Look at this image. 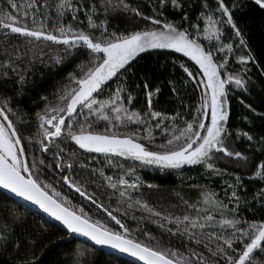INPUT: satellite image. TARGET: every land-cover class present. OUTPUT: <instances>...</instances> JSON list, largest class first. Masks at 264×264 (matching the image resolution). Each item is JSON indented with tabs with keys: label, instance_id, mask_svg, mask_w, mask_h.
<instances>
[{
	"label": "snow or ice",
	"instance_id": "6c2138e0",
	"mask_svg": "<svg viewBox=\"0 0 264 264\" xmlns=\"http://www.w3.org/2000/svg\"><path fill=\"white\" fill-rule=\"evenodd\" d=\"M3 3L0 46L7 57L3 67L17 73L19 90L0 91V186L38 206L54 218L51 223L59 222L65 237L51 245L59 251L48 264H88L90 253L82 244L93 249L110 247L144 264H264V218L248 220L240 215L241 207H247L253 215L264 216V158L257 160V153L264 157V136L255 140L249 132L237 130L233 140L229 128L230 96L237 91L249 93L257 81L248 65L264 76V64L236 22L237 5L203 0L197 23H189L184 12L182 22L187 26L181 27L165 17L164 9L171 5L173 11L183 12L182 0H99V4L96 0H59L55 16L47 11V4L42 10L40 4ZM254 3L264 10V0ZM81 12L86 24L79 18ZM113 14L129 26L118 30L111 24ZM69 15L71 19L65 23ZM139 21L144 27L138 26ZM200 21H204L203 29ZM202 37L212 43L206 47ZM14 40L19 42L12 43ZM157 49L174 50L187 58L172 61L181 71L176 80L168 82L178 102L173 114L155 110L153 98L160 88L153 90L147 76L140 77L147 108L128 106L136 99L133 91L141 88L135 83L134 89L129 79L135 76L133 65L140 54ZM240 50L234 63L241 67L231 71L232 54ZM72 60L77 63L57 82L55 102L42 95L32 102L33 106L44 105L36 112L35 122L25 120L28 113L20 102L23 87L30 81L24 73L37 63L56 68ZM191 96L196 97L194 102ZM240 103L257 113L243 99ZM258 115L264 119V113ZM132 127L135 130L121 131ZM30 128L36 131L28 132ZM157 132L160 143L156 142ZM241 139L248 142L246 151L251 155L230 146V140L234 145ZM253 144L259 145L255 152ZM93 154L103 156L102 166H96L99 161ZM233 160L245 171L255 164L247 179L262 186L251 198L240 195L241 190L247 192L244 176L219 167ZM126 163L130 164L127 168ZM185 166H202L209 177L231 175L234 180L225 182L222 197L208 186H200V201L208 207L196 215L178 214L177 205L165 208L150 203L152 192L167 190L145 181L138 170L182 171ZM109 169L112 174H107ZM49 175L56 177L55 183L47 179ZM65 187L71 195L63 191ZM145 188L150 190L147 195ZM76 194L82 201L79 204ZM174 198L186 208L197 207L178 193ZM135 208L147 214L160 236L141 227L143 215L135 228L129 227V209ZM8 219L11 224L0 216V241L5 246L14 243L17 250L24 244L26 255L34 257L37 244L48 233L27 231L26 216L9 213ZM113 222L119 227H111ZM42 261L43 253L40 259H25L21 264Z\"/></svg>",
	"mask_w": 264,
	"mask_h": 264
},
{
	"label": "trees",
	"instance_id": "16d2710c",
	"mask_svg": "<svg viewBox=\"0 0 264 264\" xmlns=\"http://www.w3.org/2000/svg\"><path fill=\"white\" fill-rule=\"evenodd\" d=\"M17 4L27 7L29 5L40 4L42 6L47 4V11L50 12L53 16L56 15L57 9L56 5L59 3V0H15ZM75 2V0H74ZM184 4V11L175 10L173 11L171 5L164 9V15L168 20H174L181 27L187 26L182 22V17L184 12H187L189 15V23H197V14L201 11L200 4L203 0H182ZM96 3L99 4V0H96ZM226 3L231 6L233 3L237 5L234 12V17L238 25L243 29L246 34L248 44L251 49L254 51L256 57L264 64V10H261L257 5H255L254 0H226ZM0 6L6 7L3 3V0H0ZM146 13H150V9H144ZM70 11V10H69ZM100 18L103 19V8H100ZM81 20L87 23L83 12H81ZM71 19L69 15L65 19L67 23ZM111 24L116 26L118 30H123L127 25V22L120 16L113 14L110 17ZM139 27H144V22L139 21ZM200 28H204V21H200ZM229 33L224 37V42L229 41ZM19 41H12V43H18ZM202 43L207 47L211 41L204 40L202 37ZM214 46V45H213ZM241 51H235L232 54L233 63L230 64L231 71H239L241 66L236 65L234 62L236 57L241 54ZM227 55V53H225ZM185 59L182 54L174 53V50H148L145 53L140 54V58L133 65L135 70V76H131L129 79L133 83V88L135 89V83H139L141 88L139 91H133V95L136 97L134 103L128 105L134 110H141L147 108V99L143 91V81L140 79L141 76H147L150 80V85L152 89L159 87L160 92L158 96L153 98L154 107L157 111L166 112L168 114H173L176 110V104L178 103L173 99V93L169 85L170 80H176L180 75L181 71L177 67L174 68L172 61L173 59ZM7 57L3 56V47L0 46V91L7 93H15L18 89L19 76L16 72L11 71L10 69L6 70L3 67V61ZM77 63V60H72L71 62L65 64L63 67L53 68L51 66L45 67L43 64L37 63L35 67L28 70L24 73L29 78V83L23 87V92L25 93L23 100L20 102L21 107L24 108L28 115L24 117L25 120H31L35 122V114L39 109H42L44 105L42 103H36L33 106V101H38L42 95H48L49 99L54 103V92L57 87L60 85L57 84L58 81L66 76V74L72 70L73 66ZM194 63V62H192ZM20 67L26 68V64H21ZM251 69V76L257 81L250 89V92L245 94L242 92H235L230 96V105H231V116L229 122V128L233 133V140H235V133L237 130L247 131L253 135L255 140H259L261 136H264V119H262L258 113H264V76L260 74L258 69L252 65H248ZM7 71V76L5 77L3 73ZM107 91V90H106ZM182 92V90H181ZM198 95V94H197ZM189 99L186 97V101ZM190 99L194 102L196 97L191 96ZM243 99L245 104H251L254 108L257 109V113H253L244 105L240 103V100ZM245 117L248 119L245 120ZM105 125L100 124V130H103ZM135 130V127L130 129H121V131ZM28 132H35V128H30ZM27 134V133H26ZM156 142H162L160 140V133H156ZM230 146H234L236 150L242 151L245 155H251L250 152L246 151L249 148V144L245 139H241L236 142L234 145L232 141H229ZM258 144L251 145V149L255 152L258 149ZM99 161L96 166L103 165V156H97L93 154ZM264 158L261 154L257 153V160ZM130 164L126 163L125 168L129 167ZM221 169L227 168L228 172L231 173H240L245 177L243 180L244 185L247 187V192L241 190L240 195L242 197L251 198L257 189L262 185L258 181H253L247 179V176L251 174V171L254 170L255 164L251 166L248 171H245L237 163L233 161L222 162L219 164ZM108 172H112L111 169ZM107 172V173H108ZM138 174L143 177L145 181L151 182L160 186L161 189L167 191L164 192H152L150 195V203L157 207L169 208L170 205H177V213L188 212L191 215H196L197 212L202 208H207L208 206L203 204L200 201V197L194 195L193 193H200L203 189L200 186H208L209 189L215 190L218 196H223L224 186L226 181L234 180V177L231 175L225 176H211L209 177L204 173L202 166H185L182 171L180 170H165L161 172L158 168H141L138 170ZM48 180H51L55 183L56 177L49 175ZM195 185L196 187H193ZM59 190V186H58ZM63 191L66 194L69 193V189L65 187ZM74 192V190H72ZM144 192L146 195L150 192L149 189L145 188ZM180 194L184 200L189 201V203H195L197 205L196 209L186 208L179 200L175 199L176 194ZM166 197L164 200L158 199V197ZM76 202L79 204L82 201L79 198V195L76 194ZM115 207V203L112 205ZM252 207H258L253 204ZM95 211V209H93ZM9 213H14L17 217L26 216L27 220L24 225L27 231H36L39 234L40 231H46L48 233L47 237L41 240L35 249V256L26 255L27 247L24 244H21L19 250L16 249L14 243H8L7 246L0 241V264H21V261L25 259L31 260L33 258L40 259L43 253L42 264H48L49 261H54L56 258V252L59 251L58 248H51L55 242L65 237L64 231L55 224L49 222L45 217L40 213L33 211L31 208L24 206L20 202H16L11 197L0 191V216H3L4 220L11 224L12 221L8 219ZM202 216L206 213L201 212ZM142 215L145 217L141 223V227L147 229L150 233L156 236H160L161 233L158 231L157 227L146 219L147 214L142 213L140 208L129 209V216L127 223L129 227L135 228L136 220L141 219ZM240 215L246 217L248 220L264 218L261 215H253L247 207H241ZM135 217L133 219L132 217ZM111 227L118 228L114 222L110 225ZM17 233L20 229L17 227ZM167 240V237H165ZM176 243V241H173ZM82 249L84 247L88 248L87 255L88 264H135L129 260L119 257L117 255L106 253L100 249H93L88 245H81ZM51 249V250H49Z\"/></svg>",
	"mask_w": 264,
	"mask_h": 264
},
{
	"label": "water",
	"instance_id": "95a60500",
	"mask_svg": "<svg viewBox=\"0 0 264 264\" xmlns=\"http://www.w3.org/2000/svg\"><path fill=\"white\" fill-rule=\"evenodd\" d=\"M0 191H3V193H5V194L8 195L9 197H11V198H12L13 200H15L16 202L18 201V202L22 203L24 206L31 208L33 211H35V212H37V213H39V214L41 213V214L45 217V219H47L49 222L52 221V220L54 219V218H50V217L48 216V214L44 213L43 210L39 209L38 206L32 204L31 202H27V201H25L23 198L15 197L14 195H11V194L9 193V190H5V189H3L2 186H0ZM55 224L58 225L59 222H55ZM95 249H100V250H102V251H104V252H106V253H111V254L117 255V256H119V257L121 256V257H123V258L129 260L130 262L135 263V264H144V262H143V261H140L139 258H137V257H132V256H130L129 254H126V253H122V252H120L119 250H113V249H111L110 247H106V246H105V247L96 246Z\"/></svg>",
	"mask_w": 264,
	"mask_h": 264
},
{
	"label": "rangeland",
	"instance_id": "374dc122",
	"mask_svg": "<svg viewBox=\"0 0 264 264\" xmlns=\"http://www.w3.org/2000/svg\"><path fill=\"white\" fill-rule=\"evenodd\" d=\"M107 174H112V172H108ZM193 194L196 196H199L200 193L197 192V193H193Z\"/></svg>",
	"mask_w": 264,
	"mask_h": 264
}]
</instances>
